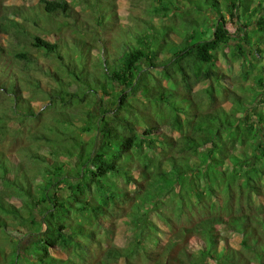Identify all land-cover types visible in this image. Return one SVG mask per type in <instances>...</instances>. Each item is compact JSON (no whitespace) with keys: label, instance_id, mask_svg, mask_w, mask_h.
<instances>
[{"label":"trees","instance_id":"obj_1","mask_svg":"<svg viewBox=\"0 0 264 264\" xmlns=\"http://www.w3.org/2000/svg\"><path fill=\"white\" fill-rule=\"evenodd\" d=\"M117 2L0 0V233L12 243L0 264H264V0H144L160 20L139 17L142 34L120 29ZM220 56L239 61L236 84ZM90 59L115 99L87 105L86 142L55 147L72 159L48 161L39 147L68 133L53 127L80 121L59 114L111 96L108 85L90 93ZM162 72L173 89L145 84ZM35 97H61L53 124ZM122 218L131 236L118 247Z\"/></svg>","mask_w":264,"mask_h":264},{"label":"rangeland","instance_id":"obj_2","mask_svg":"<svg viewBox=\"0 0 264 264\" xmlns=\"http://www.w3.org/2000/svg\"><path fill=\"white\" fill-rule=\"evenodd\" d=\"M9 4L11 3L12 5L14 4H22V3H29V4H32L34 3L36 0H6ZM117 5H118V8H119V11L120 12V16H121V20H120V29H123L124 32L125 29H129L131 31V28H132V32L131 33H136V32H139L140 34H142L144 31H147L148 29L146 28V25L144 22L141 21L142 18L139 19V17H143L145 19H150V16L152 19H154L155 22H158V18H154L152 17L151 14L143 11L142 7H147V4L144 2V0H138L137 3L136 2H133L131 3L130 0H117ZM135 1V0H134ZM143 1V2H142ZM135 4V5H133ZM135 16L136 18H131L130 20L128 19V16ZM138 18V19H137ZM138 21V23H137ZM165 23H167L165 20H161ZM127 24H130V25H127ZM228 30L230 32H234L235 29L234 27L230 24V22H228L226 24ZM135 35V34H134ZM134 35H130V38L133 40V36ZM90 36H92L90 33L88 34H85L83 35L82 37L85 38L86 40L90 39ZM67 39H71L69 35L66 36ZM119 39L118 38H115L114 41H117ZM104 41H107V39L105 38ZM73 44V43H72ZM83 45L85 47V44H82V46L79 45L80 48H83ZM233 45V44H231ZM103 44L100 46L102 48ZM230 47V46H229ZM229 50L228 47H225L224 51L227 52ZM221 52V51H220ZM92 57H95L94 54L91 55V58ZM101 57V55H100ZM96 63V62H95ZM94 63V73L93 72H89L90 70V66L92 64V61L91 59L90 60H87L86 61V64H85V68H86V75L87 77L90 76L91 78V83H90V88L89 90H92L90 91V93L92 94L93 92H100L104 86L108 85L107 88H110L112 89L111 91L107 90V92H109L111 94V96H106L104 95L103 93H100V96L101 98L99 99V96L96 97L95 99H91L90 100V104H89V101H86V102H81V101H77V106H79L80 108H72V107H68L66 108V110H63V112H61L59 115L61 116H64L65 115V112H66V117H69V116H73V115H77L79 116L80 118V121L79 122H75V127L72 129V127L68 124V122L66 121V125L65 126H62L60 125L59 123H57L52 131L53 132H56L55 135H58L59 133H62V132H65L64 130V127L67 129L68 133H64L62 136H64V139H61V135L59 134L57 139L59 140L58 142L54 143L49 149L50 151L53 152V156H51V154L49 153V144L48 145L46 143H44L43 145H39V150L40 152H44V154L47 156L48 158V161H52L54 160L53 158L55 159H58V161L62 160L61 162L63 161H66L67 159L66 158H71L72 159V156L70 155H64V152H62L59 148H55L56 146H62V148L66 147L69 148V141H72L70 138L72 137V139L76 136V140L77 141H82V142H86L90 137H92V135H94V133L92 134H88L87 132H84L82 134H79L78 132L80 131V127L84 125V123H88L89 126H91L93 128V123L95 121V117L93 119L91 118H88L87 114V105H89V107L91 109H94L96 110L97 108H99V106L101 105H106L108 107H111L112 106V102L114 101L115 99V92L117 91V89L115 88H111V83L106 82V77L103 76V70H104V67L103 65L101 66H98V65H95ZM229 64H227L225 62V59L222 58L221 56L219 57V61H218V64H221L220 66L221 67H226V68H229L230 69V74H231V82H233L234 84H236V82H239L236 78H234L235 76H237L238 74V70H239V61H236V60H233L230 62H228ZM154 70H158L156 68L153 69V72H152V75L154 73H156ZM85 75V76H86ZM179 75H181V73H179ZM159 80L162 82V83H157V82H152L151 79H148V81L145 83L147 84L148 87H151V85L153 86H156V87H159L160 85L162 86H165L167 87L168 90H171L173 89L174 84L173 82L171 81L170 79V74H167L166 72H162L160 73L159 75H157ZM178 76V74L176 73V75H174V77ZM87 77H85L84 79H86ZM172 77V76H171ZM179 77V76H178ZM64 80H68V78L64 79ZM52 82V81H51ZM240 82H244L242 80H240ZM52 84H54V82H52ZM144 84V85H145ZM78 85V84H77ZM87 85L88 84H85L83 83L82 87L78 86V91L79 93L81 92H84L85 89L87 88ZM227 91H229L230 93L231 90L234 91L235 93L241 95V97H244L245 99H248V98H251L253 97V93L254 92H249L247 93V95H245L244 93V90L246 88V85H244L243 87L242 86H235L233 84L231 85H227V84H224ZM149 88H146L145 91H148ZM73 91H76L75 88L73 89ZM141 92V91H140ZM199 93V94H198ZM197 92H194V94H191L194 95V97H196V101H197V98H200L201 100V94H200V91ZM203 93V92H202ZM33 97V96H32ZM205 98V97H204ZM35 99V102H34V105L36 107V109H38L37 111H42V115H41V118L44 119L45 121V124L47 125H51L53 124L52 122V116L53 114L51 112H49L50 110L52 112H55V113H58L57 112V109H54V107H57L58 104H54L55 101L57 102H60L61 101V97L58 98V99H52V100H49V101H43V98H34ZM68 97H66V101H67ZM206 100V98H205ZM75 101V99L73 100ZM197 104H199L197 102ZM245 104V101L242 102V107L244 106ZM190 105L191 107L193 106L192 102H190ZM200 105V104H199ZM238 105V103H237ZM240 105V106H241ZM138 108H140V110H144L145 108H142V106H137ZM59 110V109H58ZM100 112H102L103 110L102 109H99ZM98 110V111H99ZM162 111L163 113H165V110L162 109V107L158 108V107H153V111H157L159 113V111ZM99 112V114H100ZM99 117V115H97ZM97 117V118H98ZM166 117V116H165ZM99 119V118H98ZM41 120H38V121H35V119L32 121L33 123H35L33 126L38 127L39 123H40ZM11 127L14 128V130L16 129V124L14 123H11ZM81 124V125H80ZM77 125H80L78 127H76ZM71 127V128H70ZM34 128V127H33ZM69 128V129H68ZM72 129V130H71ZM95 138H99L97 136H95ZM61 140V141H60ZM99 141V139H97V142ZM6 142V141H5ZM5 142H4V145H5ZM73 142V141H72ZM71 142V143H72ZM70 143V144H71ZM7 144V143H6ZM2 148L4 149L3 145H2ZM6 151L7 154H11L12 156H14L13 153H16L15 152V148H12L10 151L4 149ZM70 150V149H69ZM58 151V152H56ZM71 151V150H70ZM74 152H76V150H74ZM14 158V157H13ZM24 161L26 163H30L31 161L26 159V157L24 158ZM62 194V192H61ZM19 200H16L17 204L19 203L18 202ZM161 207V206H160ZM27 220V219H26ZM125 218H122V219H118L117 222L115 223V233L113 235V238L111 239V242H113L114 245L118 246V247H122L124 245H126L128 242H129V239H130V236H131V230H130V227L129 225L124 221ZM2 238L0 239V257H4V256H8V259H10V256H11V253H5L3 254V251L5 252H9L10 251V247H11V244L9 242V234H7V232H2ZM0 233V235H1ZM10 235H16V231H9ZM9 254V255H8Z\"/></svg>","mask_w":264,"mask_h":264}]
</instances>
